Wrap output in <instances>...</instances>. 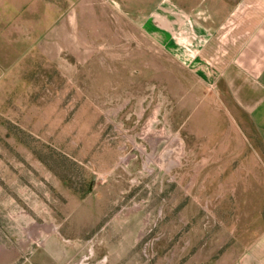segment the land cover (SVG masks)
Returning <instances> with one entry per match:
<instances>
[{
    "label": "rangeland",
    "instance_id": "rangeland-1",
    "mask_svg": "<svg viewBox=\"0 0 264 264\" xmlns=\"http://www.w3.org/2000/svg\"><path fill=\"white\" fill-rule=\"evenodd\" d=\"M40 1L0 56V264H230L264 219L247 105L146 30L155 0Z\"/></svg>",
    "mask_w": 264,
    "mask_h": 264
},
{
    "label": "crops",
    "instance_id": "crops-1",
    "mask_svg": "<svg viewBox=\"0 0 264 264\" xmlns=\"http://www.w3.org/2000/svg\"><path fill=\"white\" fill-rule=\"evenodd\" d=\"M32 5V0H0V56L5 61L15 53L18 6ZM143 24L203 83L247 105L242 111L264 139V0H155ZM262 225L230 264H264V219Z\"/></svg>",
    "mask_w": 264,
    "mask_h": 264
}]
</instances>
